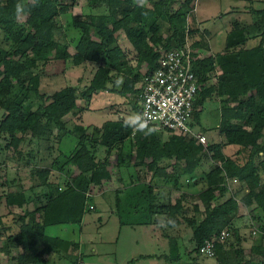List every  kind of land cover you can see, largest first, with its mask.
I'll return each mask as SVG.
<instances>
[{
    "label": "trees",
    "instance_id": "1",
    "mask_svg": "<svg viewBox=\"0 0 264 264\" xmlns=\"http://www.w3.org/2000/svg\"><path fill=\"white\" fill-rule=\"evenodd\" d=\"M75 1L37 0V5L33 6L31 0H0V30L13 40V47L7 54L0 52V109L4 111L0 119V135H10L15 147L25 139L29 144L36 142V146L37 142L48 140V134L54 135L50 140L58 145L60 153L66 154V161L78 170L77 175L63 179L61 192L53 195L46 189L51 167H34L33 184L29 189H43L41 195L47 202L31 210L26 208L24 214L28 220L25 229L18 235L7 234V244L18 247L28 241H54L56 237L46 234V228L81 223L90 185L111 178L109 160L104 158L96 162L90 148L95 146L93 142H98L99 138L103 140L106 134L117 137L112 141L106 137L103 144L120 151L126 143L127 148L134 149L141 166L146 158H150L154 175L162 173L163 161L171 160L172 171L164 173V178L175 189H179V178L185 175L196 177L195 183H201L196 194L183 190L175 203L169 204V212L184 218L193 228L191 240L196 243L198 252L206 239L231 225L239 205L237 194L242 192L244 206L249 207L255 200L259 201L252 210L259 209L257 226L264 233V182H260L264 173V7L252 9L250 23L236 22L232 25L226 33L223 50L198 56L193 61L199 90L190 126L198 119L200 108L206 101L217 97L221 104L219 122L215 127L219 135L208 136L206 143L202 144L172 132H166L169 133L167 139L161 141V132L164 131L151 126L134 129L141 118L140 85L144 72L156 67L161 49L183 46L184 40L179 38L180 23L190 11L192 14L194 0H144L142 3L139 0H90L93 6L102 7L106 13L97 15L94 22L74 19L72 25L78 30L79 37L68 42L61 35L62 25L58 18ZM18 2L28 11L24 19L16 15ZM160 20L169 25L170 34L166 37L160 32ZM44 26L47 27L45 32ZM257 37L259 40L255 46H247L250 38ZM204 42L202 44L196 39L193 45L202 44L208 49V41ZM71 43L75 48L73 54L68 51ZM69 59L74 65L86 61L105 65V72L99 73L100 67L85 88L69 84L49 96L41 94L38 87L44 67L52 61L64 64ZM143 65L145 71L139 72ZM217 67L220 72L216 81H212L210 74ZM16 87L18 91L12 96V89ZM98 91L125 96L121 103L133 97L129 111L134 113L135 118L133 121H107L103 129L93 127L92 136L88 137L85 135L88 129L81 124L69 128L66 115L87 110L92 95ZM25 93L38 95L40 103L36 109L24 106L25 100L21 97ZM246 143L247 157L253 161L250 167L226 154V148L244 147ZM205 160L215 162L203 170ZM197 168L201 170L200 178L199 174L193 173ZM230 180L238 183V189L232 188ZM152 193L150 183L138 181L127 186L122 196H117L116 207L120 209L127 204L140 212L141 224H151L158 210L151 203V199H155ZM191 196L203 205V211L198 204L193 206L194 211H202L200 221L191 214L188 216V204L183 205L184 199ZM31 199L35 201V198L26 197L20 186L7 193L5 203L20 207L32 202ZM25 215L21 217L22 221ZM173 222L174 218L167 220L168 225L172 226ZM58 241L67 247L72 246L66 239L59 238ZM253 252L264 257V247L256 246ZM215 254L220 263L227 264L223 263L228 260L226 247L218 244ZM179 258L174 254L167 260L173 262ZM245 263L264 264V261L247 260Z\"/></svg>",
    "mask_w": 264,
    "mask_h": 264
},
{
    "label": "rangeland",
    "instance_id": "2",
    "mask_svg": "<svg viewBox=\"0 0 264 264\" xmlns=\"http://www.w3.org/2000/svg\"><path fill=\"white\" fill-rule=\"evenodd\" d=\"M142 2L144 0H139V3ZM263 7L264 0H194L191 9L192 14H190V11L186 19L180 23L183 30L181 29L179 38L184 40L183 45H186L189 51H192L195 58L214 54L223 50L226 33L234 23H250L253 19L252 9ZM104 13L106 11L102 7L93 6L90 0H76L65 13L59 14L58 19L63 31L61 35L68 42L72 39L76 41L79 32L73 27L72 21L80 19L94 22L97 15ZM19 18L24 19L25 16H19ZM159 23L161 26L160 32L166 37L170 34L169 25L163 20H160ZM198 25L201 28H198ZM44 29L47 30V27L44 26L43 28L45 32ZM192 30L194 32L188 34ZM196 39L202 44L205 43L204 41H208L210 47L205 49L201 46L202 44L195 47L193 43ZM258 40L259 37L250 38L247 46H255ZM12 47L13 40L3 30H0V52L5 55ZM68 51L71 54L75 53L72 43L68 47ZM104 66L92 61L74 65L71 59L64 64H61V61L49 62L44 67L45 72L41 75L39 92L49 96L54 91L69 84L79 86L81 89L85 88L95 71L101 67L99 73L103 74L105 72ZM141 71H144V65L139 69V72ZM219 72L220 70L217 67L210 74L212 81H216ZM12 91L13 96L18 91L17 87L13 88ZM21 98L25 100L24 106H29L31 110L36 109L40 103V98L34 93H25ZM125 98L120 94L98 91L91 97L93 99L91 106L94 107L93 109L113 107V111L120 108L122 114L128 113L126 111L131 109L130 104L134 99L130 97L121 103L120 101ZM220 105L219 99L215 97L201 106L198 119L193 121L192 129L195 133L205 134L206 138L210 135L213 137L219 135L215 127L220 117ZM88 108H90V104ZM122 108L124 109L122 110ZM99 111L101 110H89L86 115L94 116V112H96V116L99 118L101 116ZM113 111L112 113H114ZM3 112L0 109V119ZM83 112L67 114V126L72 129L76 124L82 125L84 123L82 120ZM116 115L118 118L119 114L116 113ZM87 129L85 135L92 136L93 127L90 126ZM161 133L160 140H166L169 133ZM17 135L21 136L20 133ZM48 135V140L54 136ZM112 136L106 134L103 140L107 137L109 141H112L114 137H117ZM186 137L193 138L192 136ZM48 140L37 142L35 146L36 142L29 144L25 139L15 147L11 143L10 135H0V264H173L174 262V264H222L215 253L210 257L200 254L196 250V243L191 240L193 228L187 224L184 218L169 212V204H174L175 199L180 195L179 189L172 192L169 197L170 201H167L165 190V199L163 200L161 191L152 189L155 199L152 198L151 203L153 208L158 210L155 211L152 217L153 223L141 224L142 216L139 215L140 212H136L131 206L124 204L120 209H117L116 198L126 189H106L112 187L111 182L108 180H104L98 189H88L86 211L80 224L54 225L46 228L45 232L50 237L69 238L72 247H64L66 244L58 241V249L51 253L50 249H53L54 246L48 239L44 242L38 240L28 241L18 247H10L6 240L7 234L18 235L21 230L25 229L28 216L24 214L26 205L20 207L6 205L5 196L7 193L15 191L21 186L23 190H27L26 195H29V187L33 184L34 167H51V171L59 169L63 173L67 174L68 172V175L73 174L74 171L75 173L78 172L75 166L66 161V154L60 153L58 145ZM194 140L196 142V139ZM102 145V147H90L91 151L94 156L96 152H101V155L98 154L100 157H106L111 153L112 165H109L115 171L116 157L112 154L115 147H110L109 144ZM109 148L111 152H109ZM226 154L239 162L245 163L247 167L253 164V161L247 157V143L244 147L226 148ZM214 162L213 160H205L202 169L210 168ZM182 165H184L183 162ZM171 168L169 169L172 170ZM130 172V170L124 171V185L122 183L119 186L123 185V188H125V185L129 184ZM199 172L201 170L198 168L193 171L194 175L199 174ZM198 177L200 178L201 174ZM186 178L188 179L186 180ZM186 178H183L181 182V189L193 192L201 188L200 182L196 184L194 179L189 178V176ZM63 179L56 178L55 174L51 172L49 176L51 182L48 183L47 187H51L53 180H58V182L52 185L54 187L53 190L51 189L52 191L50 189L48 191L53 192V195L61 192ZM260 182H264V173L260 176ZM167 183L171 184L169 181ZM58 184L61 187H58ZM230 184L232 188L238 189L239 185L235 181L230 180ZM41 190L43 191V189L38 190V194L41 193ZM164 193H162L163 196ZM243 193L237 194L239 205L233 222L226 228L229 231L228 236L224 241L216 244V246L221 244L226 247L228 260L223 263L235 264L238 262V264H246L245 261L247 260L253 262L264 261V257L253 252L255 246L264 247V233L257 226L258 215H260L259 209L252 210L258 205L259 201L255 200L249 207H246L241 202ZM32 198L34 199V197ZM143 200L147 203L146 197ZM42 202L46 203L47 200L42 199ZM195 203L199 205L201 210L203 209L200 200L192 198V196L185 198L183 205L185 207L188 204V210L186 211L188 216L191 214L194 219L200 221L203 217V210L194 211L193 206ZM23 215H25V220L22 221L21 217ZM171 218H174L172 226L167 224V220ZM43 250L44 252H42ZM174 254L180 257L178 261L171 262L167 260V257L170 258ZM207 258H211L209 259L211 262H207Z\"/></svg>",
    "mask_w": 264,
    "mask_h": 264
},
{
    "label": "built area",
    "instance_id": "3",
    "mask_svg": "<svg viewBox=\"0 0 264 264\" xmlns=\"http://www.w3.org/2000/svg\"><path fill=\"white\" fill-rule=\"evenodd\" d=\"M195 57L186 45L170 50L161 49L156 67L144 72L140 85L141 118L134 129L154 127L164 132L192 136L205 144L206 137L195 133L190 126L193 104L199 90L197 77L193 71ZM227 229L206 239L199 252L213 256L217 242L228 236Z\"/></svg>",
    "mask_w": 264,
    "mask_h": 264
},
{
    "label": "crops",
    "instance_id": "4",
    "mask_svg": "<svg viewBox=\"0 0 264 264\" xmlns=\"http://www.w3.org/2000/svg\"><path fill=\"white\" fill-rule=\"evenodd\" d=\"M195 20L197 21V19H196V16H195ZM198 28H201V26H199L198 25ZM230 29V28H229ZM228 29V30H229ZM145 69H146V67L144 66V71H145ZM144 71H141V72H144ZM138 85V84H137ZM138 87V86H137ZM92 100L93 99H91V102H90V108H88L85 112H83V115H82V120L84 121V123L82 124L83 126H84V128H90V126H92V127H96V128H102V126H104L105 125V123L107 122V121H116L118 118H121V119H124V120H126V121H133L134 120V118H135V115H134V113H132L131 111H129V110H125L126 112H128V113H123L122 114V112H121V109L120 108H117L115 111H113L112 110V108L111 107H103V108H99V109H93L94 107H92L91 106V103H92ZM123 100H121L120 102H122ZM138 104H139V102H138ZM124 108H122V110H123ZM89 110H101V111H99V112H101V116L98 118L97 116H96V112H94L95 113V115L94 116H92V115H86V113L89 111ZM112 111L115 113H112ZM116 113H118L119 115V117L117 118V115H116ZM116 117V118H115ZM219 122V121H218ZM217 126V125H216ZM204 135V134H203ZM205 136V135H204ZM103 140L101 139V138H99V140H98V142H93L94 144H95V146L94 147H102L103 145ZM127 144L125 143V148H123V149H121L120 151H118V150H116V151H113L112 152V154H114L115 155V157H116V160H115V164H116V170L115 171H113V167L111 166L112 164V161L110 160V155H111V153L109 154V155H107L106 157H100V155H101V152H96V155H95V161L97 162V161H100V160H103L104 158H107L108 160H109V164H111V165H109L108 166V171L110 172V174H111V178L110 179H106V181L108 180V181H110L111 182V184H112V187H110V188H106V189H126V187L127 186H129V185H131V184H135V183H137L138 181H140V182H146V183H150L151 185H152V189H159V191H161V198L164 200L165 199V191H166V198H167V201L169 200L170 201V199H169V197L171 196V194H172V192H176V191H178L177 189H175L172 185V183L170 184V183H167V180H166V178H164L165 176V174L164 173H170L172 170H170L169 168H171V166H170V162H171V160H166V161H163V163H162V165H161V168H162V173L161 174H157V175H154V169H153V166H152V164H151V159L150 158H146L145 160H144V162H143V166H141V164H139L138 163V161H137V159H136V154H135V151H134V149H129V148H127ZM100 150H103V149H100ZM110 152H111V150H110ZM130 154V155H127V154ZM98 154H100V155H98ZM163 166H164V169H163ZM109 167H111V168H109ZM172 169V168H171ZM128 170H130L131 172L129 173V177H130V182H129V184L127 185H125V188H123V185H124V171L125 172H127ZM116 171H117V173H116ZM52 173H54L55 174V177L56 178H61V179H63V178H68L69 177V175H71V176H75V174L77 175L78 174V172L77 173H75V171H74V173L73 174H69L68 175V172H67V174L66 173H63V172H61V170H59V169H53L52 171H51ZM63 174H65V175H63ZM146 177V178H145ZM186 177H188L187 175H185V176H181L180 178H179V190H180V194H181V192L183 191V190H186V189H181L180 187H181V182H182V180H183V178H186ZM54 178V177H53ZM188 178H186V180H187ZM192 179H194V180H196V177H194V178H192ZM49 182H51V181H49ZM58 182V180H53L52 181V183L53 184H55V183H57ZM102 182H104V180H102ZM102 182L100 183V184H92V185H90V187H89V189H98L101 185H102ZM123 183V185L122 186H119V185H121ZM53 184H51L50 186L51 187H47L46 189L47 190H53ZM201 184V183H200ZM58 185H60V184H58ZM59 187V186H58ZM40 189V188H39ZM38 188L37 189H29V195H26V197H30V198H32V197H34L35 198V201L34 200H32V202L30 201L28 204H26L27 206H26V208H28L29 210H31V209H34L35 207H37V206H39V205H41V203H43L42 202V199H45V197L44 196H40V194H38V190H39ZM51 190V191H52ZM165 190V191H164ZM199 190V189H198ZM107 191V190H106ZM189 194L191 193V194H193V193H197V191H193V192H191V191H188V190H186ZM24 192H25V194H27V190H24ZM125 191H122V193H120L121 195L120 196H122L123 195V193H124ZM34 193V194H33ZM51 193H53V192H51ZM162 193H164V196L162 195ZM87 194V193H86ZM118 194V193H117ZM119 195V194H118ZM160 196V195H159ZM180 196V195H179ZM37 197H40L39 199V201L37 202ZM162 200V201H163ZM155 202L157 203V201L155 200ZM26 210V209H25ZM120 223V222H119ZM59 238H61V237H57L56 236V240H52L51 241V243H52V245L54 246L53 247V249L51 248L50 249V251H51V253L55 250V249H58V239ZM62 239H66V241H70L69 240V238H62ZM64 247H67V245H65ZM70 247H72V246H68V248H70ZM256 247V246H255ZM67 249V248H66ZM36 250V249H35ZM209 259H211V258H207L206 259V261L208 262H211ZM213 260V259H212ZM175 263V262H174ZM173 263V264H174Z\"/></svg>",
    "mask_w": 264,
    "mask_h": 264
},
{
    "label": "clouds",
    "instance_id": "5",
    "mask_svg": "<svg viewBox=\"0 0 264 264\" xmlns=\"http://www.w3.org/2000/svg\"><path fill=\"white\" fill-rule=\"evenodd\" d=\"M31 4L33 6L37 5V0H31ZM15 12L17 16H24L28 14V11L26 10L25 6L22 3H17L15 6Z\"/></svg>",
    "mask_w": 264,
    "mask_h": 264
}]
</instances>
